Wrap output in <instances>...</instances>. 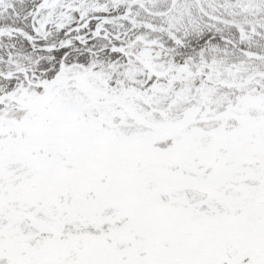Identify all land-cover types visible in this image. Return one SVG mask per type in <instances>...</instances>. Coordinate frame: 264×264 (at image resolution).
Listing matches in <instances>:
<instances>
[{"label":"snow or ice","instance_id":"1","mask_svg":"<svg viewBox=\"0 0 264 264\" xmlns=\"http://www.w3.org/2000/svg\"><path fill=\"white\" fill-rule=\"evenodd\" d=\"M0 264H264V0H0Z\"/></svg>","mask_w":264,"mask_h":264}]
</instances>
